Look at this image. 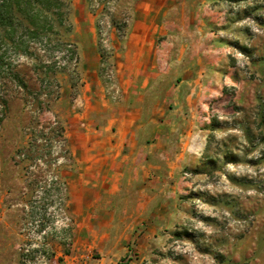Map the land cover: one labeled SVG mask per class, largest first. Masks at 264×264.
<instances>
[{"label": "rangeland", "instance_id": "1", "mask_svg": "<svg viewBox=\"0 0 264 264\" xmlns=\"http://www.w3.org/2000/svg\"><path fill=\"white\" fill-rule=\"evenodd\" d=\"M62 1L76 60L44 41L32 57L9 53L27 92L0 82V264H264V0ZM134 21L156 32L144 106L167 110L168 159L151 218L116 259L91 233L103 220L71 213L70 148L107 114L98 102L121 99ZM54 62L63 70L45 76Z\"/></svg>", "mask_w": 264, "mask_h": 264}, {"label": "crops", "instance_id": "2", "mask_svg": "<svg viewBox=\"0 0 264 264\" xmlns=\"http://www.w3.org/2000/svg\"><path fill=\"white\" fill-rule=\"evenodd\" d=\"M134 23L128 24L124 37L121 99L116 106L98 102L97 106L102 105L107 114L89 121L85 132L73 133L77 143L70 148L78 163L77 174L69 184L71 213L87 224L103 220L91 233L104 238L106 249L117 250L116 259L126 255L128 238L151 218L152 203L157 202L165 183L160 175L168 159V150L159 144L167 138L165 122L159 120L167 110L162 106V111L155 109L151 114L144 106V93L152 74L145 62L156 32L147 33L144 22ZM97 62L98 56L92 57L85 72L95 73ZM174 100L179 101L178 95ZM180 121L181 118L177 120ZM93 124L94 128L88 130ZM150 140L156 142L151 144ZM178 156L181 162L182 155Z\"/></svg>", "mask_w": 264, "mask_h": 264}, {"label": "trees", "instance_id": "3", "mask_svg": "<svg viewBox=\"0 0 264 264\" xmlns=\"http://www.w3.org/2000/svg\"><path fill=\"white\" fill-rule=\"evenodd\" d=\"M67 13L68 7L62 0H0V82L9 81L27 92V83L18 73V65L14 66L9 53L32 57V46L44 41L46 48L52 45L48 50L51 54L54 51L66 52L70 60H76L74 45L61 38L62 29L66 34L71 31ZM57 63L44 67L45 76L63 70ZM0 107L1 123L7 110V100L2 96Z\"/></svg>", "mask_w": 264, "mask_h": 264}]
</instances>
